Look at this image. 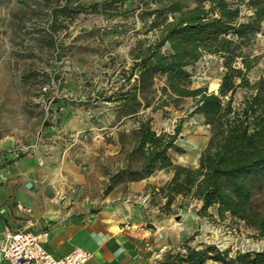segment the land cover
<instances>
[{"label": "trees", "instance_id": "16d2710c", "mask_svg": "<svg viewBox=\"0 0 264 264\" xmlns=\"http://www.w3.org/2000/svg\"><path fill=\"white\" fill-rule=\"evenodd\" d=\"M41 1L50 3L52 31L68 29L65 21L80 13L111 20L138 11L141 32L129 48V66L119 70L113 84L88 98L110 103L120 124L136 123L116 132L124 161L109 174L104 195L120 182L142 180L166 169L170 179L152 187L153 195L164 200L159 205L162 213L167 214L178 197L196 200L199 215L212 208L220 219L228 215L264 239V211L255 199L264 185V77L251 81L248 76L260 58L251 48L264 23V0H196L193 5L184 0H102L89 5L80 0ZM206 55L221 59L224 69L216 92L191 85L188 68ZM239 88L245 94L234 108ZM186 98L193 100L188 115H202L210 135L196 167L171 158L170 151H185L176 143L180 125L173 133L157 132L153 118L144 114L147 108L179 109ZM193 238L169 253L166 261L264 264V249L238 250L230 256L229 248L214 244L191 246Z\"/></svg>", "mask_w": 264, "mask_h": 264}, {"label": "rangeland", "instance_id": "374dc122", "mask_svg": "<svg viewBox=\"0 0 264 264\" xmlns=\"http://www.w3.org/2000/svg\"><path fill=\"white\" fill-rule=\"evenodd\" d=\"M101 1L80 0L84 5ZM184 3L193 5L196 0ZM49 5L41 0H0V154L14 151L17 156L8 155L10 159L27 157L25 167L35 170L42 191L81 216L103 205L109 174L124 161L115 152L117 130L136 125L132 120L120 124L110 103H93L88 98L113 84L119 70L129 66L128 51L140 36L141 24L138 11L130 12L129 18L111 20L97 13H80L65 21L68 29L52 31ZM251 51L260 55L248 72L249 80L255 81L264 77V23ZM188 69L192 87L217 91L224 71L221 59L206 55ZM244 94L242 88L237 89L234 108ZM192 103L186 98L179 109H161L154 130L173 132L179 124L176 142L191 148L190 136L208 130L200 114L188 115ZM36 182L31 180L30 185ZM147 189L153 192L152 187ZM111 193L122 198L127 190L120 185ZM149 197L152 201L145 207L150 211L143 227L157 223L163 225L162 230L183 233L186 238L193 235V246L204 243L229 248L230 256L238 250L264 249V239L256 238L242 222L228 215L220 219L212 208L199 215L196 200L178 197L164 214L159 210L160 197ZM255 199L264 211V185ZM133 201L139 205V193ZM161 214L166 216L160 220Z\"/></svg>", "mask_w": 264, "mask_h": 264}, {"label": "crops", "instance_id": "0c3cea01", "mask_svg": "<svg viewBox=\"0 0 264 264\" xmlns=\"http://www.w3.org/2000/svg\"><path fill=\"white\" fill-rule=\"evenodd\" d=\"M159 111L161 109L145 110L153 118V128ZM199 117L203 120L202 115ZM160 131L173 133L166 128ZM209 136V130L203 135L190 136L191 148H183L176 142L185 151L174 153L175 156L170 151L172 160L180 165L196 167ZM119 148L117 143L116 153ZM28 161L25 156L10 159L5 153L0 154V246L8 232L28 229L38 236L40 244L48 252L58 258L66 256L74 248H82L91 254L84 264H170L166 256L179 249L187 239L183 233L162 230L163 225L157 223L143 227L144 216L150 211L145 207L152 201L148 196L153 194L147 188L169 180L171 172L166 169L142 180L121 182L101 200L103 205L77 216L65 209L56 196L42 191L41 183H38L41 180L35 170L25 167ZM31 180L37 182L30 185ZM120 185L127 190L126 196H112L111 192ZM135 193L141 196L139 205L133 201ZM161 201L164 202L163 199ZM161 215L160 220L166 216Z\"/></svg>", "mask_w": 264, "mask_h": 264}, {"label": "built area", "instance_id": "2783aa9c", "mask_svg": "<svg viewBox=\"0 0 264 264\" xmlns=\"http://www.w3.org/2000/svg\"><path fill=\"white\" fill-rule=\"evenodd\" d=\"M6 155L17 156V153L11 151ZM90 256L88 251L74 248L66 256L58 258L48 252L40 244L38 236L28 229L8 232L0 246V262L8 264H84Z\"/></svg>", "mask_w": 264, "mask_h": 264}]
</instances>
